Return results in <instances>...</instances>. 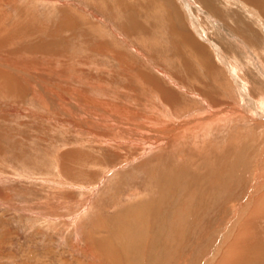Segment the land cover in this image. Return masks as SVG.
<instances>
[{
	"label": "rangeland",
	"instance_id": "obj_1",
	"mask_svg": "<svg viewBox=\"0 0 264 264\" xmlns=\"http://www.w3.org/2000/svg\"><path fill=\"white\" fill-rule=\"evenodd\" d=\"M259 4L0 0V264H264Z\"/></svg>",
	"mask_w": 264,
	"mask_h": 264
},
{
	"label": "bare ground",
	"instance_id": "obj_2",
	"mask_svg": "<svg viewBox=\"0 0 264 264\" xmlns=\"http://www.w3.org/2000/svg\"><path fill=\"white\" fill-rule=\"evenodd\" d=\"M249 1H252V3L253 4H259V3H263V7H264V0H249ZM210 2V1H209ZM251 3V2H250ZM259 5H261V4H259ZM258 6V5H257ZM172 11V10H171ZM174 12V11H173ZM263 12H264V8H263ZM172 17V16H171ZM173 18V17H172ZM172 18H170L171 19V21L174 19H172ZM176 21L177 20H175L174 19V21L173 22H171V27L175 30V31H177V28L179 29H182V27H178V25L176 24ZM136 25V24H135ZM180 31V30H179ZM252 31V30H251ZM178 34V33H177ZM182 36H181V39L182 40H184V43H188L189 45H191L196 51H197V53L198 54H203L202 56H204V52H205V48L202 46V45H200V43H198L196 40H194V39H192L191 37H190V35H188L187 33H185L184 32V30L182 29ZM180 35V34H179ZM1 44V43H0ZM194 50V51H195ZM207 50V49H206ZM206 53H208V52H206ZM207 55V54H206ZM207 57V56H206ZM205 58V57H204ZM260 199H263V198H260ZM254 211V210H253ZM250 217H251V215H250ZM253 217V216H252ZM130 220V219H129ZM248 220H250V218L249 219H247V221L246 222H248ZM249 223H251V222H249ZM238 224V222H234V224L229 228L231 231L233 230V229H235V227H236V225ZM247 225V223L245 224V226ZM132 230V229H131ZM240 236H242V234H243V236L246 234L245 233V229H244V227L243 228H241L240 230ZM245 233V234H244ZM228 234H230V233H228ZM262 234V233H261ZM258 236V235H257ZM260 236V235H259ZM262 237V236H261ZM240 238H243V237H240ZM228 239V236H226V238H225V241ZM249 239V238H248ZM247 241V240H246ZM259 241V240H258ZM255 242V241H254ZM262 242V241H261ZM235 243H233V245H234ZM236 245V244H235ZM257 246V245H256ZM234 247V246H233ZM235 247H237V246H235ZM245 247V246H244ZM264 246L263 245H259V248H263ZM241 248V247H240ZM258 250V249H257ZM220 251H222V249L220 250ZM218 253V252H217ZM221 253V252H220ZM255 253V252H254ZM243 254H244V252H243ZM256 254V253H255ZM252 255V254H251ZM217 256V255H216ZM250 256V255H249ZM243 257V256H242ZM252 258L254 257V255L253 256H251ZM260 257H264V252H262L261 254H260ZM242 259V258H241ZM243 259H245V256H244V258ZM242 259V260H243ZM248 259V258H247ZM215 260V258H211V260H210V263L209 264H212L213 263V261ZM238 260V259H237ZM251 260V259H250ZM250 260H248L249 262H251ZM232 261V260H231ZM230 261V262H231ZM255 261H256V259H255ZM233 262V261H232ZM237 262V261H236ZM239 263V262H238ZM219 264V263H218ZM249 264V263H248ZM255 264V263H254Z\"/></svg>",
	"mask_w": 264,
	"mask_h": 264
}]
</instances>
